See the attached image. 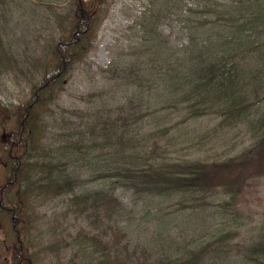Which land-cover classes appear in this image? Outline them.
Wrapping results in <instances>:
<instances>
[{
  "label": "trees",
  "instance_id": "trees-1",
  "mask_svg": "<svg viewBox=\"0 0 264 264\" xmlns=\"http://www.w3.org/2000/svg\"><path fill=\"white\" fill-rule=\"evenodd\" d=\"M62 1L0 0L2 264H38L32 203L64 195L94 231L46 246L64 264H264V210L242 199L264 179V0H139L73 110L66 77L89 64L108 0ZM19 73L40 79L10 107ZM140 211L137 226L166 217L144 241Z\"/></svg>",
  "mask_w": 264,
  "mask_h": 264
},
{
  "label": "rangeland",
  "instance_id": "rangeland-1",
  "mask_svg": "<svg viewBox=\"0 0 264 264\" xmlns=\"http://www.w3.org/2000/svg\"><path fill=\"white\" fill-rule=\"evenodd\" d=\"M64 6L65 0L59 2ZM139 4V0H108L105 10L106 14L99 26L95 47L89 52L87 60L89 64L84 65L83 72L73 71L66 77L65 88L66 92L62 95V99L59 101L60 106L68 109H79L83 106V101L77 96L82 94L87 88L92 89V85L96 84L95 79L98 76H93V71L99 66H104L111 58L113 50L118 46V41L123 35H127V30L123 28L125 23V16L131 12V9ZM66 10L69 8L65 7ZM27 11V10H26ZM44 11V10H42ZM35 23H38L37 16H30ZM29 21L24 20L23 25L29 24ZM26 37H24L25 39ZM27 40V38H26ZM24 40V42H27ZM23 41V40H22ZM39 52V50H38ZM40 53V52H39ZM86 74V75H85ZM29 73H19L14 79L7 81L2 88L1 99L9 105L25 102L31 93V83L26 82ZM85 76L89 78V82L85 79ZM40 76H37L39 78ZM36 83V82H35ZM101 84V81L98 82ZM56 113L59 111H55ZM176 118L174 115L171 118V122ZM50 123V122H49ZM57 125L62 126L60 120H57ZM62 127L60 128V130ZM1 178V169H0ZM120 192V191H119ZM120 196L132 204L136 202L140 207V200L136 198L132 200L129 192H121ZM166 198L165 200H170ZM245 201V206L250 207V211L253 213H259L264 210V179L258 184L253 186L242 198ZM30 214L33 220L28 240L32 243V248L36 252L38 264H64L65 259L59 258L53 252H50L46 245L50 240H53L57 234H59L65 240L72 236L75 232L81 231L93 234L92 225L87 219L82 217L76 218L77 211H74L73 207L66 206V197L60 196L55 199L45 200L44 198H36L33 201ZM162 205H168L165 201H159ZM175 202V201H174ZM141 211L136 214V220L133 225L130 226V231L136 236H139L140 240H145V226H152L156 223L157 218L165 220V216H149L145 217L141 223L137 226L138 221L141 219ZM149 219V221H146ZM127 222V221H126ZM183 224H187L183 222ZM7 231L0 229V264L3 258L10 256L9 242L10 237H6ZM244 235V234H243ZM68 253V252H67ZM238 264V263H232Z\"/></svg>",
  "mask_w": 264,
  "mask_h": 264
}]
</instances>
